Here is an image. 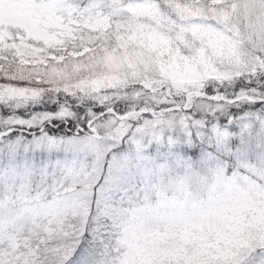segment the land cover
<instances>
[{"label": "snow or ice", "instance_id": "6c2138e0", "mask_svg": "<svg viewBox=\"0 0 264 264\" xmlns=\"http://www.w3.org/2000/svg\"><path fill=\"white\" fill-rule=\"evenodd\" d=\"M0 264H264V0H0Z\"/></svg>", "mask_w": 264, "mask_h": 264}]
</instances>
